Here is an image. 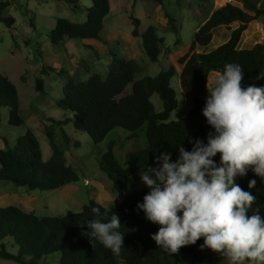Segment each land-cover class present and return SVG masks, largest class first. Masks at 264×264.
<instances>
[{
  "label": "trees",
  "instance_id": "obj_1",
  "mask_svg": "<svg viewBox=\"0 0 264 264\" xmlns=\"http://www.w3.org/2000/svg\"><path fill=\"white\" fill-rule=\"evenodd\" d=\"M75 3L76 0H65ZM237 6L229 0L217 3L210 16L195 30L188 49L177 59L181 65L179 74L180 90L183 98H189L192 104L189 111L179 120L168 121L171 112L177 108L176 91L170 85L175 68L170 65L155 75L139 76L140 64L133 58L117 56L111 52L106 75L91 73L84 79H76L66 74L62 94L56 99V105L71 113L70 117L57 119L50 117L51 124L63 126L71 122L76 129L86 131L91 141L97 145L115 128L128 132L124 143L133 140L137 131L143 130L146 147L125 154V167L115 156L113 141H109L99 156V168L112 182L113 189L124 192L122 199L107 208L98 201L90 199L79 211L61 215H36L11 204L0 206V257L13 260L18 264H196L206 257L210 249H201L203 238L194 245L181 247L177 253H169L156 245L151 239L158 225L145 219L137 204L149 189H128L129 178L139 169L155 166L154 160L161 152H170L172 161L178 158L177 147L191 150L189 140L206 138L213 131L202 115L205 100L202 94L207 90V78L210 73L222 72L227 63L242 66L244 79L242 87L254 84L264 85V78L257 80L258 72H264V42H256L251 47L239 48L242 33L251 21L263 17L264 8L260 0H239ZM161 6L167 20L166 30L178 34L177 20L166 8L164 0H154ZM179 3V0H176ZM10 5L9 0H0V21L12 26L14 18L4 14ZM83 22H72L66 18H56L50 29L49 40L52 43L65 39L97 40L106 43L102 37L103 20L110 12L109 0H91L84 7ZM132 23L131 34L138 37L141 46L152 62H157L161 52L163 37L157 35L154 26L139 29L140 20L129 15ZM234 26V27H232ZM219 29L228 31L225 41L206 51H197V47L216 44ZM217 36V37H216ZM176 44L180 41L176 40ZM64 77V69L49 67ZM44 69L41 73H44ZM35 88L42 91L43 80L35 79ZM156 93L161 100V110L157 111L151 101ZM6 111L9 126L24 125L21 115L19 95L16 86L5 75L0 74V119ZM51 148V154L44 160L40 144L34 131L27 128L23 134L15 137L13 143L2 138L4 148H0V180H7L16 186L28 189L52 190L78 180L76 168L66 163L64 152L54 141L51 125L45 130ZM63 140L69 137L62 131ZM77 142V141H75ZM214 159L219 163V153ZM250 179H256L254 189L247 185ZM236 182L246 191L257 196L249 214L259 208L264 216V183L251 171ZM99 207L101 212L118 215L121 232H124V248L119 256L104 248L99 242L91 244L87 237V228L83 223L94 219L91 209ZM7 245L13 248L8 250Z\"/></svg>",
  "mask_w": 264,
  "mask_h": 264
},
{
  "label": "rangeland",
  "instance_id": "obj_2",
  "mask_svg": "<svg viewBox=\"0 0 264 264\" xmlns=\"http://www.w3.org/2000/svg\"><path fill=\"white\" fill-rule=\"evenodd\" d=\"M220 1L222 0H179L177 3L176 0H164L166 8L177 20L179 33L175 34L162 28L157 30V35L163 37V43L158 61L152 62L145 54L140 39L131 35L133 26L129 15L140 20L139 29L143 31L150 24L155 2L110 0L112 13L117 18L118 30L121 31L119 35L104 37L106 43L97 41L92 44L88 40L65 39L55 44L49 40V28L53 19L66 18L72 22H83L84 7L90 6L91 0H76V4L65 0H9L10 5L4 9V14L11 15L15 22L12 26H7L0 21V74L7 76L18 90L24 125L9 126L6 111H3L0 119V136L11 144L15 134L20 135L27 128L32 129L38 138L42 157L47 160L51 148L45 130L51 125L54 141L64 152L66 163L76 168L78 180L52 190L28 189L7 180H0V206L14 204L26 212L41 216L79 211L90 199L107 208L118 204L124 192L113 189L112 182L99 168V156L107 143L113 141L116 159L125 167L127 151L142 149L147 144L144 131H137V136L133 140L124 143L128 132L123 128H115L102 142L95 145L86 131L76 129L71 122L61 127L51 124L50 117L65 119L70 113L56 105V99L62 94L66 74L76 79H84L96 72L104 77L111 60V52L120 57L135 59L141 66L139 76H153L170 65L174 66L175 72H179L181 65L177 62L178 57L188 49L196 28ZM229 1L242 6L239 0ZM258 6L264 8V0H260ZM219 37L218 39L223 38L221 34ZM177 38L180 39L178 44L175 41ZM256 42H264L263 17L248 24L242 33L239 46L251 47ZM214 45L208 44L197 51H206ZM49 67L64 69V77ZM42 69L46 72L41 73ZM215 75L216 73L208 75L207 90L202 94L204 100L209 94L208 89L211 90L214 86ZM37 77L43 80L42 91L35 88ZM170 85L176 91L178 106L171 112L168 121L179 120L189 111L192 104L189 98H183L181 95L179 74L172 76ZM151 101L157 111L161 110V100L156 93L151 96ZM62 131L67 133L68 143L63 140ZM2 138L0 148H4ZM145 168L139 169L129 178V190L145 187L140 179V173ZM7 248L13 251L9 245ZM0 264L18 263L0 257ZM196 264L230 262L221 254L209 250L203 261Z\"/></svg>",
  "mask_w": 264,
  "mask_h": 264
},
{
  "label": "clouds",
  "instance_id": "obj_3",
  "mask_svg": "<svg viewBox=\"0 0 264 264\" xmlns=\"http://www.w3.org/2000/svg\"><path fill=\"white\" fill-rule=\"evenodd\" d=\"M264 78L258 72L256 79ZM242 66L227 63L208 89L202 115L213 129L206 138L189 140L191 150L177 147L178 158L161 152L140 173L149 189L137 209L158 225L151 239L162 250L177 253L203 238L201 249L226 257L230 264H264V216L252 191L237 178L251 171L264 183V85L242 87ZM219 153V163L214 159ZM257 180L248 181V189ZM83 224L91 244L99 242L114 256L124 248L118 215L91 209Z\"/></svg>",
  "mask_w": 264,
  "mask_h": 264
},
{
  "label": "crops",
  "instance_id": "obj_4",
  "mask_svg": "<svg viewBox=\"0 0 264 264\" xmlns=\"http://www.w3.org/2000/svg\"><path fill=\"white\" fill-rule=\"evenodd\" d=\"M110 1V0H109ZM151 2L154 3L153 0H149ZM237 6H240V5H237ZM241 7V6H240ZM210 15H208L204 20H202V22L199 24V26L209 17ZM117 18L116 16L113 15L112 13V7H111V2H110V12L109 14H107L103 20V28H102V37H105V38H108V37H115L117 35L120 34L121 31L118 30V24H117ZM131 21V20H130ZM54 22H55V19H53V21L50 23V28L51 29L53 26H54ZM149 25H152L156 28V30H158L159 28H162V29H166V26H167V20L164 16V11L163 9L161 8L160 5L156 4L154 9H153V13L151 14L150 16V20H149ZM132 24V23H131ZM156 25H159V26H156ZM198 26V27H199ZM197 27V28H198ZM196 28V29H197ZM132 30V28H131ZM104 32H107V33H104ZM219 32L221 33V36L223 37L222 39H219L218 42L212 47L214 48L215 46H217L218 44L222 43L223 41L226 40L227 36H228V31H226L225 29H219ZM132 35V34H131ZM220 38V37H219ZM91 42L92 44L97 42V40H88V42ZM238 47L239 48H246V47H240L239 46V43H238ZM200 48V47H197V49ZM210 48V49H212ZM208 49V50H210ZM178 73V72H175V74ZM71 114L69 113L67 115V117H70ZM15 137L18 136V135H14ZM15 137L13 139H15ZM147 145V144H146ZM145 145V147H146ZM128 152V151H127ZM122 199V198H121ZM120 199V200H121ZM119 200V201H120Z\"/></svg>",
  "mask_w": 264,
  "mask_h": 264
}]
</instances>
